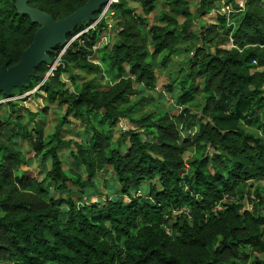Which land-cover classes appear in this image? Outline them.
<instances>
[{"label": "trees", "instance_id": "trees-1", "mask_svg": "<svg viewBox=\"0 0 264 264\" xmlns=\"http://www.w3.org/2000/svg\"><path fill=\"white\" fill-rule=\"evenodd\" d=\"M16 1L0 0V65L17 63L39 28L17 13ZM86 1L29 3L59 19ZM129 1L112 2L117 21L98 60L95 47L108 30L104 18L70 32L67 46L49 52L58 65L40 64L12 97L29 93L4 104L0 264H264V195L249 198L252 209L242 202L244 186L264 179V0H246L234 30L217 16L219 24L200 32L193 30L188 0H135L141 11ZM218 1L198 0L197 16ZM226 39L229 48L222 47ZM182 52L189 54L185 70L164 86L182 111L138 113L145 93L158 87L157 69ZM83 70L95 76L80 83ZM106 71L114 82H100ZM39 97L65 108L51 146L35 120L49 106L33 110L23 103ZM72 118L82 122L85 140L62 137ZM123 119L133 127L115 141ZM22 141L49 166L23 169ZM190 149L197 154L186 162Z\"/></svg>", "mask_w": 264, "mask_h": 264}, {"label": "rangeland", "instance_id": "rangeland-1", "mask_svg": "<svg viewBox=\"0 0 264 264\" xmlns=\"http://www.w3.org/2000/svg\"><path fill=\"white\" fill-rule=\"evenodd\" d=\"M188 2H189V6L192 9L193 13L196 14V17H194V21H193V30L195 32H200L202 29H204V27H208L212 24H219V20L216 16L215 12H212V10H211V12L209 14H207L206 16H197L196 9L198 7V0H188ZM129 5L136 7L138 9V11H141L140 4L137 1L130 0ZM158 11H159V9L154 11L152 14H150V16L148 17L149 23H153L156 21V16L158 14ZM101 15H102V19L104 18L106 20V22L108 23V30L105 33V35L102 37L101 42L95 47V50H96L95 56H96L97 60L99 59L98 55L100 53V49H101L102 44L109 42L110 38L113 37L110 34L109 29H111L112 26H114L116 24V21H117L115 12L111 11V9L105 11L104 13L101 12ZM101 20H98V22H96V24H94L95 22L93 21V23L90 24L87 27V29L93 28ZM180 20L182 21L183 19L181 18ZM216 26H217L216 29H218L220 31L222 29V31L224 32L223 28H221L219 25H216ZM78 35L79 34L74 36V38H76ZM228 40L229 39H226V42L222 45V47L229 48L232 46V42L230 40L229 41ZM200 42L201 41L199 39L194 41L195 44H199ZM64 51H65V49L62 50L60 56L64 53ZM180 53L175 54L171 58L168 68L165 69V68L160 66L157 69L156 73L158 76V87L156 90H152L150 92L145 93L146 96L149 97L147 100V104L141 106L137 111L138 113L154 110L157 113H164L166 111H169L172 114H178L182 111L183 108L178 107V104H176V102L174 101V97L171 95V93L164 91V86L172 81L171 80L172 74L175 73V71H179V74L181 75L182 74V73H180V72H182L181 70H185V68L187 66L189 54L183 53V52H182V54H180ZM60 56H59V58H60ZM161 57H162V55H160L159 59H161ZM94 76H95L94 74L87 73L85 70L80 71L79 82L81 83V82H83V80L90 79ZM63 78L66 82L67 87L70 88L72 86V83L69 80L68 76L65 74L63 76ZM107 79H109L111 82H114L113 72L108 73L106 71L105 78L100 79V82L102 84H106L105 82ZM105 87L106 86H104V88ZM140 88H142V87H140ZM28 93L29 92H26L23 95H18V96L12 97L10 99H17L21 96L27 95ZM137 98L138 97H136V96H132L131 101L134 102V101H136ZM7 100H8L7 98L0 97V115H3L7 111V107L4 106V104L6 103ZM23 103L26 106H29L30 108H32L33 110H37V108L39 109L42 106H44L45 104H47L49 106V111L47 113L37 117L35 120H39L44 125L46 140H48V142L50 143V146H51L53 143L56 142V139H55V137H53V134L56 132L57 125L63 117L65 108L60 107L56 102L52 103V102L46 101L45 99H43L41 97H39L38 99L31 98L30 100L24 101ZM25 121L28 123L29 127L34 126V121H32V120L30 121L27 116L25 118ZM82 125L83 124H82V122H80V120H78L76 118H72L71 123H66L62 126V128L60 130L62 137L65 139H73L76 141L85 140L86 131H84V129H82ZM132 127L133 126L128 119H123L122 121H120L119 125L117 126V128L114 132L115 133V135H114L115 141L118 138H120V134L122 133V131H126ZM22 144L24 145V153L27 157V164L23 166V169L35 168L37 170H42L43 166H45V165L49 166V162L46 159V157L43 156V154L40 155L39 157H36V156H34L32 148L29 144H27L24 141H22ZM196 154L197 153L194 149L188 150L185 154L186 162H189V160H191L193 157H195ZM65 158L67 160H69V162H71V160H72L70 156H66ZM188 168H189V166H188ZM107 176L109 177V174ZM69 186H70V194L72 195V197L75 200H80L82 197L78 193L76 187L72 184H69ZM100 188L102 190H106L105 186H103V185H101ZM244 188H245L244 189L245 190V196L242 199V202L244 203V206L246 208L252 209V204L250 203L249 198L251 197L252 200L258 201L259 199L257 197V194H260L262 196L264 195V179L261 181H254L253 184H252V182H249V184L247 183V185H245ZM96 200H97L96 197L92 198V201H96ZM248 250H250V247L248 248Z\"/></svg>", "mask_w": 264, "mask_h": 264}, {"label": "water", "instance_id": "water-1", "mask_svg": "<svg viewBox=\"0 0 264 264\" xmlns=\"http://www.w3.org/2000/svg\"><path fill=\"white\" fill-rule=\"evenodd\" d=\"M30 0H17V13L28 15L31 20L39 24L33 41L20 54L17 63L9 66L0 65V92L6 98H12L14 88H24L36 75V68L47 63L52 68L58 65L56 59L50 57L49 52L58 45L68 44L67 36L83 22L96 20L108 0H87L82 6L65 17L56 19L52 14L41 8L30 5Z\"/></svg>", "mask_w": 264, "mask_h": 264}, {"label": "built area", "instance_id": "built-area-1", "mask_svg": "<svg viewBox=\"0 0 264 264\" xmlns=\"http://www.w3.org/2000/svg\"><path fill=\"white\" fill-rule=\"evenodd\" d=\"M113 1L114 0H108L107 4H105V6L102 8L101 12L104 13L105 11L110 10V6ZM213 8L214 9H212V12H215L216 16H221L224 19L226 27L234 30L238 25L237 19L240 17V15H242L246 8V0H234L230 2H228L227 0H220L215 4ZM101 19L102 15L100 13L99 17L94 21V24H96V22ZM254 63H256V60H254ZM181 211L188 213L190 210L188 207H184Z\"/></svg>", "mask_w": 264, "mask_h": 264}]
</instances>
